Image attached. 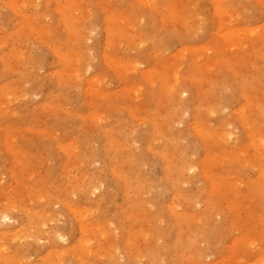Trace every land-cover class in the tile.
<instances>
[{"label":"rangeland","instance_id":"rangeland-1","mask_svg":"<svg viewBox=\"0 0 264 264\" xmlns=\"http://www.w3.org/2000/svg\"><path fill=\"white\" fill-rule=\"evenodd\" d=\"M141 1L0 0V264L264 263V1Z\"/></svg>","mask_w":264,"mask_h":264},{"label":"bare ground","instance_id":"bare-ground-1","mask_svg":"<svg viewBox=\"0 0 264 264\" xmlns=\"http://www.w3.org/2000/svg\"><path fill=\"white\" fill-rule=\"evenodd\" d=\"M67 1V0H66ZM70 1V4H69V6L71 5V3L73 4V2L75 1V0H69ZM141 1V0H140ZM154 1V0H153ZM218 1V6L217 7H215V9H217V11H218V13H220V14H224V10H225V13H226V9H224L223 8V6H221V1L222 0H217ZM260 1H262V0H260ZM264 1V0H263ZM262 1V2H263ZM105 2H107V1H105ZM142 2V1H141ZM143 2H144V0H143ZM142 2V3H143ZM145 3H148V2H145ZM177 3V2H176ZM176 3H174V5L173 4H170L169 6H168V8H169V10H170V18L172 17V18H177V20H179L180 22H182L181 20H182V17H184V15H185V10L184 9H182L181 7H179V5H178V3L176 4ZM264 3V2H263ZM14 4V3H13ZM38 4V3H37ZM68 4H67V7H68V9H69V6H68ZM80 4V3H79ZM106 4V3H105ZM109 4V3H108ZM103 5V4H102ZM156 5V4H155ZM65 6H66V4H65ZM65 6H64V9H66L67 10V7L65 8ZM78 6V5H77ZM107 6V4L105 5V7ZM198 6V5H197ZM24 8V7H23ZM62 8H63V6H62ZM78 8V7H77ZM227 8V7H226ZM107 9H108V7H107ZM81 10V9H80ZM109 10V9H108ZM230 10V9H229ZM229 13H230V11H228ZM120 13V12H119ZM118 13V14H119ZM80 14V13H79ZM169 14V13H168ZM111 15V14H110ZM133 15V14H132ZM125 16V15H124ZM186 16V15H185ZM222 16V15H221ZM76 17H78V16H76ZM169 17V16H168ZM63 18V17H62ZM66 18V17H65ZM93 18V17H92ZM109 18H111V17H109ZM112 18H114L113 16H112ZM234 18V17H233ZM238 18V17H237ZM69 19V20H68ZM120 19H121V21H120ZM120 19H119V16H117L116 17V20L118 21V23L115 25V26H113V27H110V30H108V31H111V33L114 35V34H119V33H121L122 32V34H123V31L125 30V27H126V25H124V23H123V21H122V18L120 17ZM181 19V20H180ZM63 20H68V21H70V18H67V19H63ZM72 20V19H71ZM126 20V19H125ZM184 20H186V19H184ZM127 21V20H126ZM175 21H176V19H175ZM227 21V20H226ZM29 22V21H28ZM108 22V21H107ZM196 22H197V20H196ZM195 22V23H196ZM225 22V20H223V23ZM43 24V23H42ZM75 24V23H74ZM126 24H128V23H126ZM187 24V23H186ZM192 24V23H191ZM26 25V24H25ZM32 25V24H31ZM111 25V24H110ZM109 25V26H110ZM190 25V24H189ZM68 28L69 27H71L72 26V23H68ZM225 26H226V24H225ZM33 27H34V25H33ZM76 27V26H75ZM194 27V26H193ZM26 28H27V26H26ZM35 28H37V27H35ZM81 29V28H80ZM128 29V28H127ZM229 29V28H228ZM234 29H238V28H231V29H229V30H227V31H224L225 33H228L229 31V34H227V36L225 35V33H224V35L227 37V38H229L228 40H232V39H237L236 38V34H238L239 35V33L238 32H240V31H238V32H236ZM243 29V28H242ZM258 29V28H257ZM255 30V29H253L252 28V31H250V34H252V35H256L257 33H259L261 36H262V34L260 33V32H258V30ZM71 31H74V33H75V28L73 27H71V29H70ZM79 30V29H78ZM86 30H87V28H86ZM234 30V31H233ZM240 30V29H239ZM245 30V29H244ZM249 30H251V29H249L248 28V32H249ZM76 31H77V29H76ZM128 31V30H127ZM242 31V30H241ZM247 31V30H246ZM245 31V32H246ZM243 32V31H242ZM244 32V33H245ZM248 32H246L245 34H247L248 35ZM264 32V31H263ZM39 33V32H38ZM79 33V32H78ZM80 33H81V30H80ZM42 34V33H41ZM88 34V33H87ZM74 35V34H73ZM72 35V36H73ZM80 35V34H79ZM89 35V34H88ZM87 35V36H88ZM126 36H127V34H125ZM129 35V34H128ZM243 35V34H242ZM260 35H259V38H260ZM139 36V35H138ZM248 36H250V35H248ZM256 36H258V35H256ZM89 37V36H88ZM92 37V36H91ZM253 37V36H252ZM264 37V35L261 37V38H263ZM121 38H122V36H121ZM185 38V37H184ZM258 38V37H257ZM257 38H254V39H257ZM41 39V38H40ZM264 39V38H263ZM118 40V39H117ZM139 40V39H138ZM239 40V39H238ZM260 40V39H259ZM119 41V40H118ZM252 41V40H251ZM256 41V40H255ZM255 41H253L254 43H255V45H256V43L258 44V42H255ZM71 42H72V40H71ZM243 42V41H242ZM252 42V43H253ZM76 43V42H75ZM115 43V42H114ZM233 43V42H232ZM263 43V42H262ZM25 44V43H24ZM213 44V43H212ZM236 44V43H235ZM239 44V43H238ZM238 44H236V45H238ZM127 45V44H126ZM215 45H216V43H215ZM234 45V44H233ZM254 45V44H253ZM86 46V45H85ZM204 47V46H203ZM199 48V47H198ZM201 48V47H200ZM227 48V47H226ZM68 50V49H67ZM77 50V49H76ZM226 50V49H225ZM240 50V49H239ZM253 50H255V49H253ZM252 50V51H253ZM69 51V50H68ZM22 52V51H21ZM66 52V51H65ZM70 52H72V51H70ZM221 52V51H220ZM261 52V51H260ZM263 52V51H262ZM78 53V52H77ZM156 53V52H155ZM154 53V54H155ZM57 54V53H56ZM62 54V53H61ZM75 54V53H74ZM11 55H13V53H11ZM26 56V55H25ZM63 56V55H62ZM77 56V55H76ZM64 57L67 59V60H71V57L72 56H70V57H68L67 56V54H64ZM105 57H107V56H105ZM81 59H82V57H80ZM85 58V57H84ZM118 58V57H117ZM78 59V58H77ZM79 60V59H78ZM226 60L227 59H225V61H224V59L222 60V61H224V62H226ZM227 61H229V63H230V60H227ZM245 61V60H244ZM69 62V61H68ZM80 62V61H79ZM88 62V61H87ZM117 62V61H116ZM115 62V63H116ZM122 62H123V60H122ZM170 62V61H169ZM238 62V61H237ZM247 62V61H246ZM76 63V62H75ZM127 63V62H126ZM10 64V63H9ZM71 64V63H70ZM228 64V63H227ZM68 65V64H67ZM76 65V64H75ZM115 65H118L117 67H118V69L120 68H122V66H125L126 64L125 63H119V64H115ZM228 65H230V64H228ZM232 65V64H231ZM25 66V65H24ZM78 67H80V66H78ZM126 67V66H125ZM130 67H132V66H130ZM135 69H136V65H134L133 66ZM72 68H74V67H72ZM129 68V67H128ZM134 68H132V69H134ZM138 68V67H137ZM77 69V68H76ZM119 69V70H120ZM150 69V68H149ZM152 69V68H151ZM151 69H150V72H151ZM159 69V68H158ZM237 69V68H236ZM124 70V69H123ZM77 71V70H76ZM80 71V70H79ZM115 71V70H114ZM121 71V70H120ZM59 72V71H58ZM65 72H67V71H65ZM78 72V71H77ZM149 72V73H150ZM157 72V71H156ZM71 73V72H70ZM121 73V72H120ZM148 73V74H149ZM177 73V72H176ZM73 74V73H72ZM81 74V73H80ZM68 75V74H67ZM127 75V74H126ZM174 75H175V72H174ZM236 75V74H235ZM62 76H64L63 74H62ZM78 76H79V74H78ZM147 76V75H146ZM172 76V75H171ZM176 76V75H175ZM149 77V76H148ZM169 77H170V75H169ZM168 77V78H169ZM173 77V76H172ZM33 78V77H32ZM105 78V77H104ZM122 78V77H121ZM174 79V78H173ZM202 79V78H201ZM79 80H81V79H79ZM90 81H93L92 79H89ZM159 80V79H158ZM175 80V79H174ZM203 80V79H202ZM62 81V80H61ZM165 81V80H164ZM164 81H162V83H163V87L165 86V85H167V84H169L168 82H164ZM169 82L171 83V81L169 80ZM78 83V82H77ZM164 83H166V84H164ZM134 85H135V83H133ZM172 84V83H171ZM263 84V83H262ZM94 85V84H93ZM255 85V84H254ZM99 86V85H98ZM171 86V85H170ZM179 85H173V87L172 88H169V90H170V92L172 93H174V92H176L177 94H178V96H179V99L181 100V101H184V98H183V94H186L187 92H188V90H187V88H183V87H181V88H179L178 87ZM90 87H92V85L90 86ZM126 88V87H125ZM229 89V88H228ZM7 90V89H6ZM90 90H92L91 88H90ZM108 91V90H107ZM106 91V92H107ZM88 92V91H87ZM91 92V91H90ZM112 92V91H111ZM93 93V92H92ZM176 93H175V96H176ZM20 94V93H19ZM133 94H135V93H133ZM144 94V93H143ZM180 94V95H179ZM141 95V94H140ZM161 96V95H160ZM174 96V95H173ZM257 97V96H256ZM116 98V97H115ZM183 98V99H182ZM129 99V98H128ZM4 100V99H3ZM180 100H178V101H180ZM250 100V99H249ZM253 100H255L254 98H253ZM252 100H250V103H252L251 102ZM1 102V101H0ZM4 102V101H3ZM13 102V101H12ZM259 102V101H258ZM257 102V103H258ZM182 103V102H181ZM184 103V102H183ZM186 103V102H185ZM1 105V104H0ZM4 105V104H3ZM183 105V106H182ZM260 104H258V105H256V107L258 108H260V106H259ZM181 106L182 107H184L185 106V104H181ZM116 107V106H115ZM1 108V107H0ZM179 108V107H178ZM257 108H254L255 109V111L257 110L258 111V109ZM263 108V109H262ZM132 109V108H131ZM261 111L259 110V112H258V115H261V117H262V119L264 120V106L262 105L261 106ZM187 110V109H186ZM6 112V111H5ZM16 112V111H15ZM252 112H253V110H252ZM255 113H257V112H254V114ZM260 113V114H259ZM244 115V119L242 118V122H244L245 124H249V122H248V119H249V116H247V117H245V114H243ZM92 116H94V115H92ZM98 116V115H97ZM86 117V116H85ZM99 118H100V116H99ZM96 119V118H95ZM103 119V118H102ZM90 120H92V119H90ZM101 124V123H100ZM252 126V125H251ZM251 126H249V128L251 127ZM253 127V126H252ZM31 129V128H30ZM169 129V128H168ZM200 129V128H199ZM251 129V128H250ZM201 131H202V129H201ZM259 131V130H258ZM257 131V132H258ZM254 132V131H253ZM251 132L250 131V133H251V135L252 136H254L255 138H251L250 139V141H252V143L251 144H253L255 147H256V149H257V147L259 148H261V145H264V138L262 137V138H257V134H259V133H256V132ZM205 133H206V131H205ZM230 133L231 132H229V133H227V135L226 134H224V135H226V139H229L230 137H231V135H230ZM249 133V132H248ZM207 134H210V132L209 133H207ZM213 134V133H212ZM214 135V134H213ZM212 135V136H213ZM235 135V134H234ZM250 136V135H249ZM225 137V136H224ZM234 137V136H233ZM261 137V136H260ZM13 139V138H12ZM155 141V140H154ZM233 141V140H232ZM257 141L258 142H260V146H258L256 143H257ZM6 143H8V147L10 148L11 147V145H10V143L6 140L5 141ZM115 142V141H114ZM122 143V142H121ZM71 144V143H70ZM250 144V145H251ZM118 145H119V143H118ZM252 145V146H253ZM69 146V145H68ZM249 146V145H248ZM253 146V147H254ZM72 147V146H71ZM254 147V148H255ZM249 148H250V146H249ZM121 150V149H120ZM126 150V149H125ZM261 150V149H260ZM70 151V150H69ZM71 152V151H70ZM261 152L262 151H260V153L259 154H261ZM24 153V152H23ZM72 153V152H71ZM263 155V154H262ZM259 158V157H258ZM188 161V160H187ZM190 161V160H189ZM244 161V160H243ZM191 162V161H190ZM194 161H192V163H189V164H187V165H185V167H184V169H183V171H185V170H193L194 169V167H195V164L193 163ZM245 162H247V161H245ZM97 163V162H96ZM182 163V162H181ZM76 164V163H75ZM182 166H184V165H182ZM74 167V166H73ZM117 168V167H116ZM125 168V167H124ZM182 168V167H181ZM196 169V168H195ZM181 170V169H180ZM182 171V172H183ZM190 172V171H189ZM205 173V172H204ZM120 174H121V172H120ZM82 177V176H81ZM215 176H213V178H214ZM130 178V177H129ZM82 179V178H81ZM212 179V178H211ZM215 179H213V181H214ZM82 181V180H81ZM85 181V180H84ZM72 182V181H71ZM215 182V181H214ZM94 183V182H93ZM212 184H213V182H211ZM215 184V183H214ZM213 184V185H214ZM222 184V183H221ZM36 186V185H35ZM77 186V185H76ZM99 187H100V184L98 185V184H93V189H95L94 190V192H96L97 190H99ZM213 187H215V185L213 186ZM220 187H222L221 185H220ZM31 188V187H30ZM91 190V189H90ZM92 191V190H91ZM93 192V191H92ZM148 192V191H147ZM222 192V191H221ZM91 193V192H90ZM30 195V194H29ZM44 196V195H43ZM148 196V195H147ZM130 197V196H129ZM213 198V197H212ZM10 206V205H9ZM12 207V206H11ZM171 207V206H170ZM73 209V208H72ZM4 210V209H3ZM4 213V211L2 212V211H0V216H1V214H3ZM75 213V212H74ZM138 213V212H137ZM9 215V214H8ZM81 215V214H80ZM84 215V214H83ZM5 216V215H4ZM44 216V215H43ZM2 217H3V215H2ZM1 217V218H2ZM199 217V216H198ZM8 218V217H7ZM39 218V217H38ZM41 218V217H40ZM202 218V217H201ZM5 219V218H4ZM82 219V218H81ZM2 220V219H1ZM87 223V222H86ZM80 224V223H79ZM9 225V224H8ZM44 225H45V223H44ZM82 225V228H83V223L81 224ZM84 225H85V223H84ZM36 226V225H35ZM41 226V225H40ZM95 226V225H94ZM43 227V226H42ZM92 227V226H91ZM94 228V227H93ZM92 229V228H91ZM104 230V229H103ZM93 231V230H92ZM207 231V230H206ZM97 232V231H96ZM11 233V232H10ZM100 233V232H99ZM107 233V232H106ZM110 234V233H109ZM57 235V234H56ZM95 236V235H94ZM137 236V235H136ZM102 237V236H101ZM100 237V238H101ZM1 238V237H0ZM62 238V237H61ZM13 239V238H12ZM82 239H84V238H82ZM117 239V238H116ZM89 240H91V239H89ZM132 240V239H131ZM66 241V240H65ZM84 241H86V240H84ZM92 241H94V240H92ZM150 241V240H149ZM90 242V241H89ZM88 242V243H89ZM116 243V242H115ZM249 243V242H248ZM86 244V243H85ZM84 244V245H85ZM88 245V244H87ZM86 245V246H87ZM81 246V248H82V244L80 245ZM86 246L84 247V248H86ZM118 247V246H117ZM1 248H2V246H1ZM79 248V247H78ZM81 248H79V249H81ZM119 249V248H118ZM63 250V249H62ZM82 251V250H81ZM80 251V252H81ZM97 251V250H96ZM83 252V251H82ZM93 252V251H92ZM137 252V251H136ZM59 253V252H58ZM87 253H89L88 251H87ZM117 253V252H116ZM139 253V252H138ZM112 254V253H111ZM63 255V254H62ZM83 255H84V253H83ZM5 257V256H4ZM6 258H7V255H6ZM79 258V257H78ZM260 259V258H259ZM72 261V260H71ZM163 261V260H162ZM235 261V260H234ZM55 262V261H54ZM142 262V261H141ZM52 263V262H51ZM86 264V263H85ZM118 264V263H117ZM264 264V263H263Z\"/></svg>","mask_w":264,"mask_h":264}]
</instances>
